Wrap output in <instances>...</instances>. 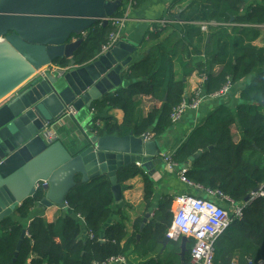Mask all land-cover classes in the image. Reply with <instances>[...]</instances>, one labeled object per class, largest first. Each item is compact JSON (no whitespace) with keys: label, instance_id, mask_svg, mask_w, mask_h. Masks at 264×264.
Instances as JSON below:
<instances>
[{"label":"trees","instance_id":"trees-1","mask_svg":"<svg viewBox=\"0 0 264 264\" xmlns=\"http://www.w3.org/2000/svg\"><path fill=\"white\" fill-rule=\"evenodd\" d=\"M108 1L119 3L110 16L119 18L131 0ZM171 20L180 26L165 36L167 27L150 34L152 41L162 38L130 65L124 74L130 83L92 103L90 128L99 136H124L132 131L134 136L150 134L155 139L171 126V110L181 102L186 79L193 72L206 75L202 90L206 95L227 83L230 92L234 84L243 81L238 101L234 105L225 101L213 108L174 150L172 160L188 163L185 177L200 191L218 192L235 206L244 205L241 216L235 218L230 201L216 196L218 203L229 209L232 221L214 242L213 263L264 264V195L252 196L256 188L264 192V45L255 44L264 41V0L247 4L245 0H188ZM203 21L217 25H210L204 33L197 25ZM114 32L111 22L103 25L99 21L85 32L71 35L69 41L81 38V44L71 58H57L54 65L92 61ZM173 61L181 68L178 76ZM145 95L156 98L160 106L143 115L139 97ZM111 109L123 111L121 121L104 114ZM116 176L120 185L135 177L142 183L144 210L129 234L122 210L117 220L110 222L114 198L108 177L100 174L82 181L77 176L65 199L67 208L58 209L52 221L43 215L30 218L43 196L42 189L0 221V264H94L129 253L137 260L134 264H180L179 239L162 249L172 220L173 197L162 195L155 202L154 180L135 164L119 168ZM247 196L250 199L245 203ZM147 212L151 216L137 239ZM23 229L27 236L17 250ZM191 244L186 243L184 264L189 262Z\"/></svg>","mask_w":264,"mask_h":264},{"label":"water","instance_id":"water-1","mask_svg":"<svg viewBox=\"0 0 264 264\" xmlns=\"http://www.w3.org/2000/svg\"><path fill=\"white\" fill-rule=\"evenodd\" d=\"M118 4L107 0H0V221L38 189L44 192L38 202L43 210L51 206L66 209L65 199L77 176L87 181L105 174L114 201L119 202L125 189L117 182L119 168L139 162L152 176L153 165L161 163L155 140L134 136L132 131L124 136H99L90 128L92 117L86 115L95 100L121 85V74L135 46L119 39L86 64L70 60L66 69L40 71L57 58H71L82 39L69 41V37L99 21L107 25ZM43 25L56 35L62 28L63 38L47 41L39 31L43 38L32 42L33 32ZM70 105L75 114L63 117ZM65 118L73 119L81 131L82 144L74 155L60 140L48 142L44 137ZM259 192L256 188L252 194ZM249 199L245 197L244 202ZM150 216V212L144 214L137 239ZM26 236L23 229L17 250ZM170 241L165 236L163 249ZM186 243L187 237L181 236L180 264L185 261Z\"/></svg>","mask_w":264,"mask_h":264},{"label":"crops","instance_id":"crops-1","mask_svg":"<svg viewBox=\"0 0 264 264\" xmlns=\"http://www.w3.org/2000/svg\"><path fill=\"white\" fill-rule=\"evenodd\" d=\"M245 1L247 4V2L250 3L253 0ZM187 3L188 0H131L129 4H126L124 11V22L120 29L118 40H124L135 46V51L130 54L132 59L125 68V71L121 74V85L112 90L110 93H114L119 88L126 87L130 83L128 78H124V74L128 71L130 65L140 60L143 57L144 52H148V48L154 44H157V42L162 38L161 37L158 40L152 41V39H150V34H155L160 29L167 27L165 30L166 32L163 33V36H165L173 27L178 28L180 26V23H177L175 20H171V16L172 14L181 11ZM160 20L168 21V25L164 28H158V22ZM48 28V25H43L36 29L33 32L34 35L31 41L35 43V41L43 38L41 33L44 34L47 41L54 40V42H57L63 38L62 28L57 35ZM74 40L76 39H72L71 41ZM258 41L255 42L256 45H264L263 41H260L259 43ZM172 65L174 74L178 76L181 73L180 66L178 63H176V61H173ZM69 66L70 63L68 66H57L54 65L52 61L51 66H42L40 71H44L47 68L66 69ZM198 79L199 74L196 72H193L186 79L184 95L191 93V90H193V88L197 85ZM243 85V81L239 84H234L229 94H227L224 98L209 97L203 100L197 109L186 110L179 120L172 123L164 133L153 139L158 145L160 154L173 152L185 139L189 132L218 104L229 101L231 102V105H234L238 101L239 91ZM139 99V109L143 115H146V113L152 107L160 106V102L156 98L149 95L139 97ZM2 103L3 101L0 102V104ZM104 114L113 116L118 121H121L123 118V111L121 109H111L110 111L105 110ZM86 115H90V117H92L93 111L89 110L86 112ZM51 132L57 134L58 140L63 143L65 148L70 153L78 149L82 144V142L80 143L79 141V139H81V131L78 126H76L73 119L71 120L69 118H65V122L63 124H56L53 128H51ZM153 169L155 170L154 173L152 176H149H151L155 182V202L158 201L162 195H170L173 198L176 195L183 193L206 196V194L200 191L198 188L182 182L176 171L166 169L163 161H161L160 164H155V166L153 165ZM122 186H125V189L122 191L121 200L119 202L114 201L112 205V216L110 222L117 220L119 211L122 210L125 215L124 224L129 234L132 231L133 222L136 218L142 215L144 210V203L142 199V183L140 177H135L126 181L125 185ZM58 209L59 208L56 206H51L43 210L37 204L34 208H32L30 218L43 215L47 221H52L54 217L58 215ZM22 222L27 223V220H23ZM187 242L190 241L187 239Z\"/></svg>","mask_w":264,"mask_h":264},{"label":"built area","instance_id":"built-area-1","mask_svg":"<svg viewBox=\"0 0 264 264\" xmlns=\"http://www.w3.org/2000/svg\"><path fill=\"white\" fill-rule=\"evenodd\" d=\"M130 3V2H129ZM128 3V4H129ZM123 17H109L108 22H111L115 27V32L111 34L109 43L104 46L100 53L106 51L118 40L120 29L124 22ZM166 20H160L158 22V28H164L168 24ZM200 31L207 32L210 25H217L214 21L198 22ZM264 28V25L261 26ZM99 53V54H100ZM98 54V55H99ZM207 77L204 74L199 75L197 85L191 90L190 94L183 96L181 102L172 108L170 113V120L172 123L180 119L186 110H195L200 103L209 97L225 96L230 90L231 84L227 83L218 92L212 94H203V84ZM75 108L68 106L63 112V117L67 115L73 116L75 114ZM58 124V123H57ZM46 141L53 142L58 140L56 133L47 131L44 133ZM146 139H150L151 135L146 134ZM174 152V151H173ZM173 152L167 154H161V160L164 166L168 170H174L177 172L180 180L188 185L201 189L199 186H195L185 177L187 168L185 164H179L172 160ZM140 166V163H136ZM41 182L38 188H42ZM204 191V190H202ZM206 196L191 195L187 193L178 194L173 198L172 202V220L171 224L166 232V237L171 241L180 239L181 236L187 237L192 242L190 247V258L187 264H214V242L222 231L232 221V217L238 218L242 214V206L234 205L230 199L224 198L218 192L211 190L205 191ZM220 196L222 199H226L231 203V215L229 209L218 203L216 196ZM264 195L263 191L258 194H252V196ZM212 196V197H207ZM220 201V200H219ZM92 236V234H90ZM94 264H129L124 255L110 256L102 263L94 262Z\"/></svg>","mask_w":264,"mask_h":264},{"label":"rangeland","instance_id":"rangeland-1","mask_svg":"<svg viewBox=\"0 0 264 264\" xmlns=\"http://www.w3.org/2000/svg\"><path fill=\"white\" fill-rule=\"evenodd\" d=\"M260 41L262 42V39H260V40L258 41V43H259ZM263 42H264V41H263ZM78 117H79V116H78ZM229 214H230V212H229ZM126 259H127L128 263H130V264H134V263H136V261H137V260L134 258V256H133L132 254H130V253L126 255Z\"/></svg>","mask_w":264,"mask_h":264},{"label":"bare ground","instance_id":"bare-ground-1","mask_svg":"<svg viewBox=\"0 0 264 264\" xmlns=\"http://www.w3.org/2000/svg\"><path fill=\"white\" fill-rule=\"evenodd\" d=\"M77 40V39H76ZM190 94V93H189Z\"/></svg>","mask_w":264,"mask_h":264}]
</instances>
